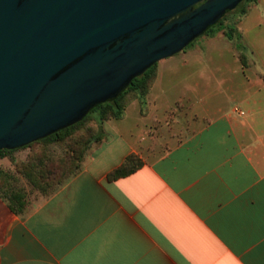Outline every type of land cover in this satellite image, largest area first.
<instances>
[{
    "label": "crops",
    "instance_id": "1",
    "mask_svg": "<svg viewBox=\"0 0 264 264\" xmlns=\"http://www.w3.org/2000/svg\"><path fill=\"white\" fill-rule=\"evenodd\" d=\"M236 28L244 61L223 32L162 60L71 180L18 212L0 192V264H264V0Z\"/></svg>",
    "mask_w": 264,
    "mask_h": 264
},
{
    "label": "water",
    "instance_id": "2",
    "mask_svg": "<svg viewBox=\"0 0 264 264\" xmlns=\"http://www.w3.org/2000/svg\"><path fill=\"white\" fill-rule=\"evenodd\" d=\"M0 151L115 100L243 0H2Z\"/></svg>",
    "mask_w": 264,
    "mask_h": 264
},
{
    "label": "rangeland",
    "instance_id": "3",
    "mask_svg": "<svg viewBox=\"0 0 264 264\" xmlns=\"http://www.w3.org/2000/svg\"><path fill=\"white\" fill-rule=\"evenodd\" d=\"M248 2L249 0H244L234 11L227 14L219 25L228 28L233 26V23L236 24L237 19L240 18L241 8L247 6V11L248 7L252 5ZM211 30H216V27L214 26L208 30V34ZM208 34L200 36L174 56H183L184 52L200 48L206 39L211 38ZM165 60H168V58ZM161 62H158L157 66L160 67ZM131 116L133 115L128 109L126 118L129 119ZM97 131L98 126L95 116L91 114L64 143L39 142L33 144L26 150L27 157L21 159L18 156L16 161H8L6 165L0 163V185H2V188H8L7 192L11 195V199L18 205H27L34 194L48 195L52 193L53 190L71 180L82 170L90 154L101 141L90 144L83 152L80 150L84 148V142ZM79 151L80 156H78Z\"/></svg>",
    "mask_w": 264,
    "mask_h": 264
},
{
    "label": "trees",
    "instance_id": "4",
    "mask_svg": "<svg viewBox=\"0 0 264 264\" xmlns=\"http://www.w3.org/2000/svg\"><path fill=\"white\" fill-rule=\"evenodd\" d=\"M254 2L255 0H249L248 3H254ZM246 7L241 8V11L239 13L240 17L246 13ZM236 24L233 23V26L228 27V28H225L221 25L219 26L216 25L215 26L216 30L209 31L210 32L209 34L207 31L205 34H208L209 36L213 37L217 33L223 32V34L228 40L235 41V47L240 52L241 60L244 61V56L242 54L244 51V47L240 41V35L237 31ZM156 66L157 64H154L147 71H145L141 76H138L135 79H133L132 82L129 84V86L126 88V90L122 92L115 100L105 102V103H102L94 107L79 122L63 130H60L50 136H47L46 138H43L37 142H34L28 146L14 149V150H1L0 158L10 155L18 150L30 148L33 144L39 143V142L64 143L67 139H69L73 135L77 127H79L82 123H84L88 119V117L91 116V114H94L95 120L98 126V131L84 142L83 144L84 148L80 151L81 152L85 151L89 147L90 144H93V143L96 144L102 140L103 132L101 130V124L103 121L109 120V119H116V120L119 119L122 116L126 105L129 103L131 99H133V97L137 96L139 100H141L142 103L144 102L143 96L146 90L148 89L150 83L154 79L155 72H156ZM80 151L78 152V156L81 155ZM140 164H141L140 160L135 155H129L125 158V160L119 167H117L116 169H114L108 174L107 178L108 180H114L120 177H124L130 174L131 172H133L138 166H140ZM7 191H8L7 187L2 188V185H0V192L3 195H5V197H7V200L10 202L13 211L18 212L19 208H22L23 205L16 204L11 199V195Z\"/></svg>",
    "mask_w": 264,
    "mask_h": 264
},
{
    "label": "flooded vegetation",
    "instance_id": "5",
    "mask_svg": "<svg viewBox=\"0 0 264 264\" xmlns=\"http://www.w3.org/2000/svg\"><path fill=\"white\" fill-rule=\"evenodd\" d=\"M19 1H20V0H19ZM206 1H207V0H203V1L199 2V3H197L196 5L193 6V8L195 9V8L199 7L201 4L205 3ZM242 2H243V1H242ZM242 2H241V3H242ZM2 3H3V1L0 0V7H1ZM241 3H240V4H241ZM240 4H239V5H240ZM239 5H238V6H239ZM238 6H237V7H238ZM237 7H236V8H237ZM236 8H235V9H236ZM235 9H234V10H235ZM234 10H232V11H234ZM232 11L227 12V13H226V14H225L220 20H218L214 25L209 26V27L205 30V32H204L202 35H204V34H205L208 30H210L212 27H214V26H216V25H219V23H221V21L223 20V18L226 17V15H227L228 13L232 12ZM202 35H200V36H202ZM200 36H198V37H196L195 39H193V40L189 43V45L192 44V43H193L197 38H199Z\"/></svg>",
    "mask_w": 264,
    "mask_h": 264
}]
</instances>
